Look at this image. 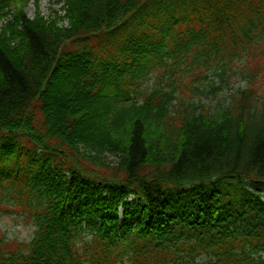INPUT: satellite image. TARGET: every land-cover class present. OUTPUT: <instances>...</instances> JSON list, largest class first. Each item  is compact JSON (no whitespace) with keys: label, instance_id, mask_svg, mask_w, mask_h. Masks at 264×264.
I'll use <instances>...</instances> for the list:
<instances>
[{"label":"trees","instance_id":"1","mask_svg":"<svg viewBox=\"0 0 264 264\" xmlns=\"http://www.w3.org/2000/svg\"><path fill=\"white\" fill-rule=\"evenodd\" d=\"M26 1L0 0V216L34 229L0 264H264L260 88L169 106L263 39L264 0Z\"/></svg>","mask_w":264,"mask_h":264},{"label":"rangeland","instance_id":"2","mask_svg":"<svg viewBox=\"0 0 264 264\" xmlns=\"http://www.w3.org/2000/svg\"><path fill=\"white\" fill-rule=\"evenodd\" d=\"M34 8L35 6L33 5L32 0L26 2L24 5L26 16L32 17ZM259 52L264 53V43L259 47ZM255 54L257 55L256 51ZM262 60L263 58L259 54L256 57H245L243 60L241 57L233 60L230 69L226 70V76L231 83V88L223 86L219 91V98L226 96L231 89L244 88L247 85L248 79L244 77L246 68L248 70L251 69L253 72L252 81L249 82V86L260 88V92L264 94V68ZM151 84L152 81L145 83L146 86H150ZM219 84L220 83L218 82L217 85ZM204 101H206V99H204ZM212 103H214V101H212ZM108 160L113 161L115 159L110 155L108 156ZM22 218V214L18 215L17 213L9 212V209L2 212L0 217V229L3 231L6 238H16L18 240L28 241L32 237L34 229L33 225L30 222L25 223Z\"/></svg>","mask_w":264,"mask_h":264}]
</instances>
